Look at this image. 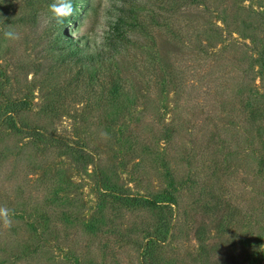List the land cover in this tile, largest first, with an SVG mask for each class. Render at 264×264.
Listing matches in <instances>:
<instances>
[{"label": "trees", "instance_id": "16d2710c", "mask_svg": "<svg viewBox=\"0 0 264 264\" xmlns=\"http://www.w3.org/2000/svg\"><path fill=\"white\" fill-rule=\"evenodd\" d=\"M161 1L168 15L160 30L179 52L170 56L167 75L139 61L144 96L112 81L97 98L94 117L83 116L73 129L75 137L59 136L45 122L53 104L31 117L26 100H6L0 113V211L7 210L10 220L5 225L0 218V264H195L172 248L180 239L170 232V219L179 227L186 209L201 212L207 199L221 214L218 174L246 185L253 213L264 208V142H257L264 131L258 124L264 86L261 94L251 88L255 67L264 65V35L260 42L257 34L264 33V20L256 29L246 25L237 0ZM213 14L223 27L207 24ZM234 26L250 45L217 49ZM84 54L77 49L74 56L82 61ZM167 85L174 96L168 122L162 101ZM105 148L118 163L109 161ZM60 157L71 158L78 171L91 167L100 191L90 220L79 216L80 188L66 178ZM127 157L143 194L129 193L120 182L118 169ZM152 179L159 181L157 191Z\"/></svg>", "mask_w": 264, "mask_h": 264}, {"label": "rangeland", "instance_id": "374dc122", "mask_svg": "<svg viewBox=\"0 0 264 264\" xmlns=\"http://www.w3.org/2000/svg\"><path fill=\"white\" fill-rule=\"evenodd\" d=\"M58 2L0 0V113L8 99L26 100L31 117L43 106L51 108L53 104L55 111L45 116V122L57 135L75 137L73 129L83 116L89 120L94 117L97 98L108 92L112 81L142 97L146 85L137 71L139 61L152 63L149 66L152 73L167 75L169 58L179 49L160 30L162 18L168 15L161 0H71L74 11L62 22L54 19L50 10ZM236 3L237 8L245 9L246 25L256 29L257 23L264 20V0H237ZM207 24L223 27L216 14ZM5 31L13 35L6 37ZM242 34L239 29H232L224 34L217 49L231 43L250 45ZM257 34L262 42L264 33L257 30ZM77 49L85 53L82 61L81 57L74 56ZM249 53L256 56L252 51ZM158 63L162 68L157 67ZM261 64L255 67V81L251 86L257 94H261L264 86ZM166 88L162 101L168 122L174 96L173 88L170 85ZM258 124L264 127V119ZM257 137V142L263 144L264 131ZM104 150L109 161L118 163L114 151ZM129 157L125 167L118 169L120 182L129 193L143 194V186H135L130 176L133 163L128 161ZM57 163L65 170L66 178L79 186L82 196L79 216L90 220L100 191L91 167L78 171L69 157H60ZM216 177L218 182L214 187L221 201L217 204L223 212L217 214L207 199L206 209L201 212L187 208L186 219L180 220L179 227L173 228L174 221L170 219V232H178L180 239L172 248L179 250L185 260L196 259L195 264H264V208L260 205L258 213H253L247 204L250 197L249 190L244 188L246 185L233 184L221 174ZM158 182L152 179V190L159 189ZM221 240L226 243L218 249Z\"/></svg>", "mask_w": 264, "mask_h": 264}, {"label": "clouds", "instance_id": "9594fccd", "mask_svg": "<svg viewBox=\"0 0 264 264\" xmlns=\"http://www.w3.org/2000/svg\"><path fill=\"white\" fill-rule=\"evenodd\" d=\"M50 10L53 13V18L58 22H62L64 18L71 16L74 11L71 0H59L58 4H53L50 6ZM4 35L6 37H11L13 33L10 31H5ZM0 218L3 219L5 225H8L10 216L7 210L0 211Z\"/></svg>", "mask_w": 264, "mask_h": 264}]
</instances>
